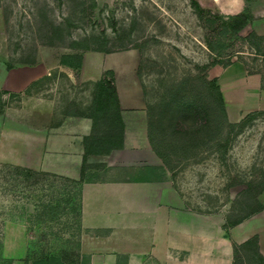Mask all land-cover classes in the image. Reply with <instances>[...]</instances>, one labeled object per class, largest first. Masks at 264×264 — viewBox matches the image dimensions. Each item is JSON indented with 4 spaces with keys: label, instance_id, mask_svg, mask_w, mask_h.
I'll list each match as a JSON object with an SVG mask.
<instances>
[{
    "label": "rangeland",
    "instance_id": "374dc122",
    "mask_svg": "<svg viewBox=\"0 0 264 264\" xmlns=\"http://www.w3.org/2000/svg\"><path fill=\"white\" fill-rule=\"evenodd\" d=\"M197 1L211 14H234L245 6L244 0ZM251 3L255 5L254 23L228 41L221 55L225 62L226 54L231 53V62H242L249 72H260L264 81V0ZM209 15L199 17L191 0H0V163L16 164L17 155L31 158L32 152L19 150L20 144L14 138L17 132H49L71 113L94 114V135L101 149L116 143L119 127L113 108L104 115L95 112L99 101L94 98L95 82L79 80L77 70L60 64L69 55L76 61L77 53L94 49L137 51V73L144 88L149 121L157 135L164 133V127L174 118L173 107L166 104L176 84L183 78L204 74L216 59L207 46V40H214L206 20ZM64 18L73 27H65ZM55 26L63 29L61 36L53 35ZM251 32L257 36L246 38ZM83 43H88L91 50L71 48ZM107 63L114 61L106 59ZM32 65L46 70L45 76L23 92L3 91L1 82L6 71ZM180 112L185 119L193 115L186 107ZM161 153L174 185L192 209L205 213L225 209L227 217L235 219L243 214L244 205L255 201L249 196L261 203L264 111L252 116L242 127L227 126L218 142L191 150L179 149L176 156L161 146ZM85 169L89 179L138 178L129 171H109L96 161L86 164ZM13 184L11 180L0 179V243L4 245L8 232L7 244L16 255L5 257L14 259L13 264H24L27 248L37 252L67 248L88 257L93 252L109 250L106 247L115 246L123 253L145 248L149 243V235L142 229L81 228L76 212H71L76 207L77 190L69 181L67 198L72 200L67 202V213L60 210L49 216L39 210L36 218L33 216L38 203L32 198L39 194L24 184L17 187ZM55 185L42 194L62 198L55 191L65 193L64 185L60 182ZM34 225V236L27 238L26 226ZM0 264L6 262L0 258Z\"/></svg>",
    "mask_w": 264,
    "mask_h": 264
},
{
    "label": "crops",
    "instance_id": "0c3cea01",
    "mask_svg": "<svg viewBox=\"0 0 264 264\" xmlns=\"http://www.w3.org/2000/svg\"><path fill=\"white\" fill-rule=\"evenodd\" d=\"M106 59H112L114 64H106ZM138 60L134 49L90 51L82 53V64L77 69V78L90 82L98 81L108 70L114 72L124 124L122 147L104 155H90L88 162L103 163L110 171L123 169L137 177L145 167L156 168L162 174L161 180L100 179L82 184L80 221L84 229H142L149 235L145 248L121 253L115 246L106 247L109 250L89 254V263L117 264L123 254L127 256L125 264H232V242L241 243L253 235L258 236L259 251L264 256V195L259 199L263 209L231 227L229 237L223 229L225 209L205 213L186 204L150 145L147 100L137 73ZM45 74L46 70L40 71L38 65L11 69L5 72L1 88L23 92ZM207 75L215 78L220 87L228 122H239L252 111H264L260 72H249L237 61L227 67L211 66ZM68 77L74 82L73 77ZM91 132V118L74 113L67 114L49 132H17L14 138L20 144L19 150L33 154L31 158L17 155L16 164L77 179L84 155L83 139ZM7 234L4 256L12 257L16 254L10 251Z\"/></svg>",
    "mask_w": 264,
    "mask_h": 264
},
{
    "label": "trees",
    "instance_id": "16d2710c",
    "mask_svg": "<svg viewBox=\"0 0 264 264\" xmlns=\"http://www.w3.org/2000/svg\"><path fill=\"white\" fill-rule=\"evenodd\" d=\"M245 6L242 11L234 14H211V11L202 7L197 0H191V6L199 15V17H204L205 14H210L206 17L209 27L211 28L214 36L213 41L207 40V46L209 51L216 58L209 66L206 67L205 73L198 76L186 77L181 79L177 84L175 91L170 93V100L167 102L166 106L173 107V120L164 127V133L156 134L154 128L151 126L149 121L148 112V138L153 151L157 156L165 163V156L161 153V146L170 150L171 156H176L179 149L191 150L197 148L199 145L218 142L221 140L224 129L228 126H240L242 127L248 119L257 114L258 112H263V110L252 111L246 114L239 122L230 123L227 120L224 99L219 85L215 78H209L207 75V70L214 65H220L227 67L231 65L232 54H226L225 57L228 59L223 62V57L221 55L222 50L227 46L228 41L234 40L240 34V32L247 26L252 25L255 21V15L253 10L255 5L251 3L252 0H244ZM65 27H73V23L67 18L63 19ZM61 24V23H60ZM53 32L54 36H61L63 29L61 26H55ZM257 36L255 33L251 32L246 38ZM259 37V36H258ZM71 48L81 49V50H91V46L88 43H83L82 45L72 46ZM94 51L100 52H111L105 49H94ZM77 60L73 61L72 56H67L65 60H61L60 64L68 66L72 69H79L82 64V53H77ZM34 81L33 83H35ZM32 83V84H33ZM264 81L262 80V84ZM31 84V85H32ZM97 86V92L95 94V99L98 98L97 107L95 112L98 115H104L109 113V109L113 108L115 114V120L119 127V132L116 135V143L110 145L108 148L101 149L97 145L95 138V124L96 117L94 114H85L92 120V132L90 135L85 136L83 139L84 155L82 159L81 169L79 178H68L63 175H58L56 173L44 171V170H34L31 168L23 167L14 163H0V179L3 181L11 180L14 182L13 186L17 187L19 184H24L25 188H30L34 190V193L39 195L32 198L38 204V210L36 211V218L38 213L49 216H53L64 210L67 213V202L70 203L72 198H67V181L75 185L76 193V207L71 208V212H76L78 218V224L81 228V187L84 182H94L95 180H100L98 178H86L85 165L90 164L88 162V157L90 155H104L109 153L113 149L121 148L123 145V129L124 124L120 114V106L117 96L116 87L114 84V72L108 70L104 72L103 76L95 82ZM30 85V86H31ZM29 86V87H30ZM28 89V88H27ZM5 93L9 92L3 90ZM10 93V92H9ZM187 108L192 111V117L190 119H185L180 115L181 108ZM162 144V145H161ZM161 145V146H160ZM101 166L110 171L109 168L103 163H99ZM166 165V163L164 164ZM92 166V165H88ZM123 170V169H116ZM140 177L137 181H142L144 178L146 180H161L162 174L156 168L145 167L142 171ZM158 174V175H157ZM144 176V177H143ZM173 180V178H172ZM60 182L64 185L65 193H59L55 191V195L63 196L61 197H49L48 194H42L46 191L47 187L55 188V183ZM174 182V180H173ZM48 198V199H46ZM249 198L254 199L253 203H247L244 205L242 210V215L237 216L235 219H230L226 216L223 229L225 231V236L229 237V229L243 220L251 217L257 212L263 209V205L249 196ZM62 203L64 206H62ZM36 206V205H34ZM35 225L33 228L27 227L25 229V235L27 238L34 236ZM259 238L257 235H253L241 243L232 242V264H264V256L259 251L258 245ZM3 243H0V258L6 262V264H13L14 259L6 258L2 253ZM78 257V260H74L73 257ZM127 256L124 255L123 259L120 257L117 264H125ZM24 264H90L89 257L81 256L72 250L67 248H61L57 251H47L42 249L41 252L36 250H30L27 248L25 257L23 258Z\"/></svg>",
    "mask_w": 264,
    "mask_h": 264
}]
</instances>
